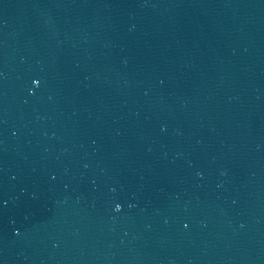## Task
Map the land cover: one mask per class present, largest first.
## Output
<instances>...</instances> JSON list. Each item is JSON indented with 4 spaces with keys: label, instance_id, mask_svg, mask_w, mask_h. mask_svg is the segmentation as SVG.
Returning a JSON list of instances; mask_svg holds the SVG:
<instances>
[{
    "label": "water",
    "instance_id": "95a60500",
    "mask_svg": "<svg viewBox=\"0 0 264 264\" xmlns=\"http://www.w3.org/2000/svg\"><path fill=\"white\" fill-rule=\"evenodd\" d=\"M0 264H264V0H0Z\"/></svg>",
    "mask_w": 264,
    "mask_h": 264
},
{
    "label": "clouds",
    "instance_id": "9594fccd",
    "mask_svg": "<svg viewBox=\"0 0 264 264\" xmlns=\"http://www.w3.org/2000/svg\"><path fill=\"white\" fill-rule=\"evenodd\" d=\"M33 83L35 84L36 83V81H33ZM30 91H31V89H30ZM120 209V205L119 204H117L116 205V210H119Z\"/></svg>",
    "mask_w": 264,
    "mask_h": 264
}]
</instances>
